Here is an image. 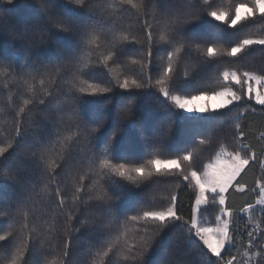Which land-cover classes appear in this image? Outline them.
Listing matches in <instances>:
<instances>
[{
  "label": "trees",
  "instance_id": "1",
  "mask_svg": "<svg viewBox=\"0 0 264 264\" xmlns=\"http://www.w3.org/2000/svg\"><path fill=\"white\" fill-rule=\"evenodd\" d=\"M261 1L0 0V264H264ZM220 151L245 164L199 208L229 212L213 254L195 174Z\"/></svg>",
  "mask_w": 264,
  "mask_h": 264
},
{
  "label": "rangeland",
  "instance_id": "2",
  "mask_svg": "<svg viewBox=\"0 0 264 264\" xmlns=\"http://www.w3.org/2000/svg\"><path fill=\"white\" fill-rule=\"evenodd\" d=\"M261 9L264 2L259 3ZM249 10L240 7L237 12V19L243 17ZM248 92L251 93L258 102L264 101V79L248 75ZM179 108L189 114H202L208 109H216L226 106L234 100V96L229 90H223L214 95H201L193 98H173ZM245 164V160L239 155H233L226 151H220L214 159L209 162L201 175L195 174L199 192L193 207V227L206 243V246L213 254L221 253L229 245V212L220 210L215 216L214 223L199 225L198 211L204 205L206 194L221 193L220 204H225V192L231 186L237 175ZM171 163L158 164V167H169ZM264 208V185L259 186V199L254 207H248L244 211V216L253 224L252 217L256 212Z\"/></svg>",
  "mask_w": 264,
  "mask_h": 264
}]
</instances>
